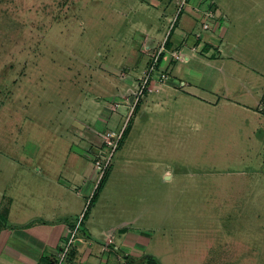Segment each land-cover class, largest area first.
I'll return each instance as SVG.
<instances>
[{
  "label": "rangeland",
  "instance_id": "374dc122",
  "mask_svg": "<svg viewBox=\"0 0 264 264\" xmlns=\"http://www.w3.org/2000/svg\"><path fill=\"white\" fill-rule=\"evenodd\" d=\"M182 2L0 0V191L130 220L166 264H264V0H213L206 22ZM183 30L195 55L165 44L158 65L178 86L136 99L148 35Z\"/></svg>",
  "mask_w": 264,
  "mask_h": 264
},
{
  "label": "crops",
  "instance_id": "0c3cea01",
  "mask_svg": "<svg viewBox=\"0 0 264 264\" xmlns=\"http://www.w3.org/2000/svg\"><path fill=\"white\" fill-rule=\"evenodd\" d=\"M150 1L153 2V0ZM155 1L157 2V0ZM176 1L179 3L180 0ZM211 1L213 0L209 2L185 0L182 2L187 14L185 15L187 20L183 21L188 22L193 17L206 22L208 20L206 11L211 10L215 14L217 13V9L213 11V7L208 5ZM182 32L181 35L170 32L167 47L171 48L173 44L178 45L177 51L184 54L181 59L186 61L190 56L195 55L196 46L192 41L186 39V31ZM199 35V39H202L203 35ZM148 36L147 44L144 45L147 52L158 41L153 34ZM209 36L212 37V35ZM177 47H174L175 50ZM177 84L175 76L170 74L165 82L150 90L167 91L169 87L178 86ZM181 84L184 87L187 85V81L181 80ZM103 119L105 120V118ZM103 127L106 128L105 125ZM85 170H88L86 176L85 172H82L79 181L74 180L69 183L75 185L76 182L80 183L77 184L78 188L75 186L73 189L77 195L82 191L81 179L85 189L90 188L89 184L92 183L91 170L86 168ZM59 180L47 178L46 181H50L48 184L64 188L62 179ZM19 186L16 191H12L10 194L6 190L0 191V264H56L57 255L67 236V228L73 224L72 220L67 219L71 214L63 212V209L49 213L32 207V200L26 199L28 198V189L22 185ZM62 188L58 189L62 190ZM57 202L62 204L64 201L58 199ZM101 218L105 222V217ZM101 218H99L100 221ZM79 230L83 240L76 241L70 246L62 264H166L156 253V250L150 246L152 237L147 239L144 236L145 233L134 228L133 222L130 220L119 219L112 221V224L96 225L92 218L87 217L85 224L81 225ZM109 238L111 241L108 240Z\"/></svg>",
  "mask_w": 264,
  "mask_h": 264
},
{
  "label": "built area",
  "instance_id": "2783aa9c",
  "mask_svg": "<svg viewBox=\"0 0 264 264\" xmlns=\"http://www.w3.org/2000/svg\"><path fill=\"white\" fill-rule=\"evenodd\" d=\"M205 14L209 18L212 16V11L211 10L206 11ZM203 25L204 27H206V23H203ZM164 47H165V40L162 42V44L158 46V48L153 49V50L151 49L149 51L151 60L149 61L143 73L139 77H137L136 80H133L132 83L134 85L136 99L145 92L147 88V84L149 83L150 80L155 79L156 80L155 82H162L167 79L168 75L166 74V72L159 69L158 67L160 54L163 51ZM172 54H174L178 58H180L181 56L179 55L180 53L176 50H173ZM132 108H133V105L130 108V110ZM122 131L123 129L120 130V132L109 131V130L105 132V134H107L111 138L108 141V143L110 144L109 145L110 150H109V153H105L103 156H99L101 158L100 162L96 161L99 168L101 169V172H103V169L106 167L109 161V158L111 156L112 150L117 146V143L120 139ZM82 221H83V217L82 216L78 217L75 220V222L67 228V236H66V239L63 241L62 247L57 255L56 264H62L70 246L74 242L83 240L82 237L78 234ZM108 240L111 241V238H109Z\"/></svg>",
  "mask_w": 264,
  "mask_h": 264
},
{
  "label": "trees",
  "instance_id": "16d2710c",
  "mask_svg": "<svg viewBox=\"0 0 264 264\" xmlns=\"http://www.w3.org/2000/svg\"><path fill=\"white\" fill-rule=\"evenodd\" d=\"M169 35H170V32H169V34L167 35V37L165 38V44H166V46L169 45ZM159 59H160V58H159Z\"/></svg>",
  "mask_w": 264,
  "mask_h": 264
}]
</instances>
